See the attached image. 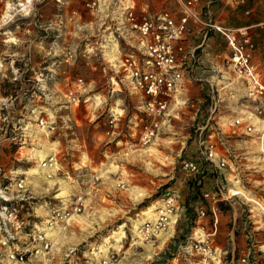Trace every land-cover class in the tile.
Returning <instances> with one entry per match:
<instances>
[{
	"label": "rangeland",
	"instance_id": "1",
	"mask_svg": "<svg viewBox=\"0 0 264 264\" xmlns=\"http://www.w3.org/2000/svg\"><path fill=\"white\" fill-rule=\"evenodd\" d=\"M26 1L0 0V104L5 107L2 113L9 115L16 130L15 141H10L12 133L9 130L5 133L8 123L2 122L0 162L7 169H16L20 178L27 172L25 193L32 197L18 207L21 219L42 227L44 205L58 204V197H69L79 190L76 181L63 177L46 179L42 175L40 163L48 155L56 154L64 167H70L77 159L80 162L79 152L85 164L83 152L93 154L94 162H104L93 169H82L89 178L92 174L101 178L84 211L53 232L57 244L55 258L60 251L78 246L89 254L88 257L79 254L81 264H99L107 258L108 264H180L176 259L177 247L196 227L194 207L201 201L200 191L203 188L217 191L214 179L220 177L218 188L229 198L217 203L216 219L210 205L202 202L207 213L200 224L211 231L217 220L214 243L224 252L223 264H236L241 257L264 264V161L260 159V147L241 134L225 139L234 165V169L223 173L227 180L217 172L205 177L204 170L203 184H197L199 177L182 169L184 159L198 157L202 151L199 140L215 130L216 123L229 134L231 129L225 123L234 117H250V113L260 111L264 120V101L248 100L240 81L228 68L225 41L211 33L205 40L206 49L202 51L201 45L197 50L204 78L202 57L205 53H219L220 71L207 72L213 88L207 89L205 80L187 82L153 143L145 149L127 150L124 155L126 151L118 153L110 140L120 137L130 145L137 143V138L127 132L134 117H141L142 113L136 96L111 84L114 72L104 55L110 52L112 38L102 23L103 16L84 6V0ZM135 1L156 9L175 8L171 0ZM7 5L8 13L3 18ZM225 12L229 10L220 11L217 19L223 18L221 13ZM239 17L233 16L235 23L231 26L243 25L246 18ZM200 33L202 36L203 31ZM201 39L195 43H201ZM68 53L72 55L69 60ZM253 62L264 79V51L253 55ZM78 78L83 80L82 97L88 98V102L75 108L66 104L64 94L69 88L77 89ZM110 109L118 113L122 110L125 117L119 125V137L105 134ZM209 116L214 119L207 121ZM42 119L52 122L54 129L46 131L39 124ZM258 121L254 119L255 127H264V121L257 124ZM116 164H125L131 179L124 188L115 187L116 181L107 175L115 170ZM77 173L72 172L74 178ZM167 192L178 195L176 224L157 238L140 240L135 232L145 221L144 213L151 207L155 209ZM30 207L35 208V214H31ZM121 225L123 228L118 229ZM114 231H122L123 237L113 236ZM162 239L164 243L160 245ZM0 264H8L2 255ZM24 264L46 262L32 259Z\"/></svg>",
	"mask_w": 264,
	"mask_h": 264
},
{
	"label": "built area",
	"instance_id": "2",
	"mask_svg": "<svg viewBox=\"0 0 264 264\" xmlns=\"http://www.w3.org/2000/svg\"><path fill=\"white\" fill-rule=\"evenodd\" d=\"M264 5V0H260ZM174 10L168 8L156 9L147 3L138 4L135 0H84V6L91 11L103 16L102 23L109 29L112 40L109 53L104 57L111 66L114 75L110 77L112 86L121 87L129 94L137 97L141 117L135 116L132 127H129L127 135L136 137L137 143L130 145L127 140L119 137V125L124 120V114L108 112L106 122L108 136L111 138L117 152L123 148L128 151L145 149L150 146L159 135L163 126L168 122L171 107L176 104L178 96L185 88V84L195 79V73L200 72V55L197 50L201 47L193 46L189 41V33L192 27H198L203 31V39L209 35L217 34L225 41L228 53L225 60L230 72L240 81L244 96L250 101H264V79L253 62L256 45L252 39L251 30L264 28V19H259L252 24L238 25L235 27L224 25L217 19L215 8L235 10L243 8L242 15L251 17L253 11L247 8L248 0H171ZM112 45L115 50H112ZM68 53L67 60L71 59ZM77 89L69 88L64 94L66 104L78 108L88 102V98L82 97L83 80L78 78L75 82ZM213 87H211L212 89ZM111 89H113L111 87ZM99 105H95V108ZM4 105L0 104V145L2 122H7L6 131H10V141H15V125L9 121V115L3 114ZM250 113V117H234L225 125L230 128L226 133L223 127L217 124L215 130H211L205 139L199 140L202 151L196 159L187 158L182 161V169L189 175L198 176L197 184L203 182L205 177L213 172L223 176L228 170L234 169L231 164L229 145L226 142L229 137L248 136L251 142L260 147L264 161V127L256 128L253 119L264 121L260 114ZM213 120L212 116L207 121ZM257 124H261V122ZM39 124L52 131V122L40 120ZM254 138V139H253ZM121 142V143H119ZM120 146L122 148L118 149ZM135 145V148L132 146ZM75 162L67 167L61 164L56 154L48 155L41 163L40 169L46 179L60 178L76 181L72 172L82 171L81 162L78 167ZM23 178L14 168L7 169L0 162V255L8 264H24L32 259H42L46 264L57 260L58 264H81L79 254L88 257L86 251L78 246H71L60 251L55 258L57 244L53 241V232L63 227L73 217L80 215L87 204V200L93 195L96 183L101 178L91 175L85 187L69 195L58 197V204L44 205V226L39 223H27L21 219L22 202L32 196L27 195L26 173ZM78 175V174H77ZM75 179V180H73ZM205 178V185H206ZM224 180H227L223 176ZM220 177L214 179L217 191L203 188L200 191L201 201L194 207L195 225L184 243L179 244L176 259L180 264H223V254L219 246L214 243L216 235V223L213 230L206 231L200 223L205 220L207 210L202 202L210 205V211L216 219L217 203L227 200L221 189L218 188ZM203 184V183H202ZM57 196V195H56ZM178 195L167 192L162 196L154 209V217L146 219L137 229L140 240L147 242L157 238L168 229H173L178 219ZM31 214H35V208L30 207ZM30 213V212H29ZM28 214V213H26ZM28 226V228L26 227ZM91 251L90 254H92ZM109 258L103 259L99 264H108ZM230 262H233L231 260ZM86 263H88L86 261ZM236 264H254L248 257L238 258Z\"/></svg>",
	"mask_w": 264,
	"mask_h": 264
},
{
	"label": "crops",
	"instance_id": "3",
	"mask_svg": "<svg viewBox=\"0 0 264 264\" xmlns=\"http://www.w3.org/2000/svg\"><path fill=\"white\" fill-rule=\"evenodd\" d=\"M205 1H207V0H205ZM260 3H261L260 0H248L247 8L251 9L253 11V14L251 15V17L244 19L243 25L245 23L246 24H252V23H254L255 21H257L259 19H264V5H262ZM214 10H215V14L216 15L220 11L224 12V10H229V12L221 13L222 15H224L223 18L222 17H218L219 21H221L224 25H228V26H231V24L235 23V21L233 19V16L235 18H238L239 15L242 16V12H243V8H239V9H235V10L215 8ZM232 27H235V26H232ZM251 34H252V39H253L254 43H256V46H257L256 53H259V51H261V50L264 51V30H260V29L254 28V29L251 30ZM201 37H202L201 43L196 44L195 42H197ZM214 37L218 38L219 40H224L219 35H216ZM188 38H189L190 43L193 46L197 47V46L202 44V46H203L202 51L204 49H206L205 48V40L203 39V35L201 36V33L198 30V27H192L191 28ZM194 44H196V45H194ZM256 53L254 54V57H255ZM218 55H219V53H205L204 56L202 57V59H203L202 64L205 61V64L203 65V67H205V78H204V74H203L204 72L202 73V72L197 71L195 73V79L194 80H201V81L205 80V87L207 89H210V87H213V81L211 80V77L207 76L208 69H211L213 71H220V68H221L220 67V65H221L220 61L217 60V58H220V56H218ZM124 151H126L125 148H123V152ZM79 153L82 154V152H79ZM83 153H85V155H86L87 164H85V162L83 161V157H84L83 155L81 156V154H78L77 158L80 159V162L84 166L86 165V167H88L90 169H93V168L99 166L98 163H100L101 165L104 164V162H102V160L99 161V159H98L99 162H94V159H93L94 155L92 154V156H91L90 152H83ZM126 154L127 153H124V155H126ZM80 162L77 159V161L75 163L79 164ZM104 171H105V173H107L106 170H104ZM126 171L127 170H126V165L125 164H116L115 165V170L114 171L110 170L109 173H107V175H110L108 177H113L112 179H114L116 181V184H115L116 186L115 187L119 186L121 188H124V187H126L127 182L131 180L128 177V175L126 174ZM77 174L78 175H77V178H76V183L78 184V187L81 188V186H85L86 185V183L89 180V176L87 177L86 176L87 174H84L82 171H79ZM102 181H103V178H102Z\"/></svg>",
	"mask_w": 264,
	"mask_h": 264
},
{
	"label": "bare ground",
	"instance_id": "4",
	"mask_svg": "<svg viewBox=\"0 0 264 264\" xmlns=\"http://www.w3.org/2000/svg\"><path fill=\"white\" fill-rule=\"evenodd\" d=\"M30 2H31V0H27V1H26V3H30ZM8 9H9V6L7 5V9H6L7 11L3 14V15H4L3 18L7 16ZM112 50H113V51L115 50V46H114V45H113ZM253 121H254V119H253ZM153 209H154V207H153V208L151 207V208L148 209V212H145V213H144V215H146V218H145L144 220L154 217V210H153ZM152 210H153V213H152ZM122 228H123V225H121V226L118 227V229H122ZM135 233H136V235H137V230H136ZM112 234H113V236H115V235H117V234H120L121 237H123V236H122V235H123V234H122V231H119V232L114 231ZM159 236H160V235H159ZM159 236H158V237H159ZM162 237H163V236H162ZM106 240L108 241V239H106ZM164 240H166V239L164 238ZM163 243H164V242H163V239H162V241H160V245H162Z\"/></svg>",
	"mask_w": 264,
	"mask_h": 264
}]
</instances>
